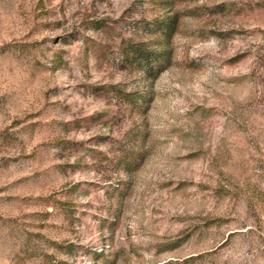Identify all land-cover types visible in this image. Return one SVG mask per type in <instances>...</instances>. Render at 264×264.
<instances>
[{"label":"rangeland","instance_id":"374dc122","mask_svg":"<svg viewBox=\"0 0 264 264\" xmlns=\"http://www.w3.org/2000/svg\"><path fill=\"white\" fill-rule=\"evenodd\" d=\"M0 264H264V0H0Z\"/></svg>","mask_w":264,"mask_h":264},{"label":"trees","instance_id":"16d2710c","mask_svg":"<svg viewBox=\"0 0 264 264\" xmlns=\"http://www.w3.org/2000/svg\"><path fill=\"white\" fill-rule=\"evenodd\" d=\"M262 1V0H260ZM174 20H170L169 22H161L160 25H157L155 28V33H159L166 38L171 37L174 31ZM133 54L130 57V61L132 63H136L138 66L142 67L151 78L156 77L162 70L166 68V64L168 62V53L159 52V51H141V50H131ZM161 62H165L166 64H162ZM134 157L132 155H126L124 157V167L129 168L128 170L134 169L132 164Z\"/></svg>","mask_w":264,"mask_h":264}]
</instances>
